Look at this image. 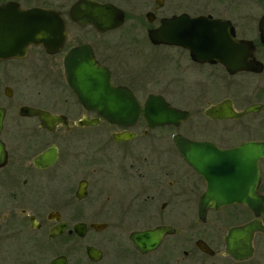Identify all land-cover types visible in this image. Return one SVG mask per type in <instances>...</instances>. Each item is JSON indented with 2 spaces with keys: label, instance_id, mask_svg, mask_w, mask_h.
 Listing matches in <instances>:
<instances>
[{
  "label": "flooded vegetation",
  "instance_id": "af4514ba",
  "mask_svg": "<svg viewBox=\"0 0 264 264\" xmlns=\"http://www.w3.org/2000/svg\"><path fill=\"white\" fill-rule=\"evenodd\" d=\"M12 1L25 8H56L65 17L64 1ZM201 1L196 8L187 0L140 3L149 7L145 12H152V22L143 13L146 33L165 17L203 16L195 57L188 46L152 43L147 34L84 41L110 72L112 87L131 91L142 109L136 117L108 119L78 99L65 80L62 58L68 47L84 42L67 46L65 40L64 48L53 54L33 44L22 57L0 60L5 62L0 79L6 77L0 87V264H49L55 256L66 264H102L119 249L146 256L166 245L172 252L161 263L175 264L190 253H209L200 249L198 239L212 248L209 254L221 243L220 252L226 254L227 227L253 218L260 219L262 227L252 233V250L258 237L264 245V209L254 214L236 200L207 206L201 215L198 199L208 180L220 178L221 165L205 164L206 178L179 155L173 138L177 134L203 141L212 151L264 143V0ZM133 19L130 30L142 23ZM143 41L157 49L142 54L152 62L153 57L163 58L158 47L167 50L168 81L144 68L141 49L131 54ZM33 47L38 50L30 51ZM182 70L183 80L173 77ZM22 105L39 107L56 118L21 114ZM173 108L186 114L175 120ZM161 116L171 119L156 122ZM256 166L257 192L264 197V155ZM165 225L155 248L142 252L133 245L132 232ZM87 245L94 249V258Z\"/></svg>",
  "mask_w": 264,
  "mask_h": 264
},
{
  "label": "water",
  "instance_id": "95a60500",
  "mask_svg": "<svg viewBox=\"0 0 264 264\" xmlns=\"http://www.w3.org/2000/svg\"><path fill=\"white\" fill-rule=\"evenodd\" d=\"M159 4L162 0H157ZM67 18L70 22H76L80 26L89 24L97 31L103 33L105 30L114 29L124 22V11L117 5L97 0H73L68 6ZM150 10L144 12V17L152 22ZM264 19V17H262ZM202 20L201 15L190 17L188 14H177L160 19V22L153 27L147 28V36L152 43H172L188 46L190 54L195 57L198 47L194 44L199 41V28ZM65 17L56 8L31 6V8L20 7L15 1L0 2V60L22 57L29 45L38 44L48 54H53L64 48L66 33ZM62 58L64 64L63 73L65 80L78 94V99L85 106L99 109L106 118H129L136 117L142 110L137 101L133 98L131 91L112 87L109 82L107 68L101 66L93 57L90 44H76L68 47ZM149 96H153L150 94ZM154 97V96H153ZM139 105V106H138ZM21 114H38L44 119H55L50 112L41 110L39 107L22 105ZM251 109V106L245 110ZM169 110H171L169 108ZM175 120L184 116V110L174 109ZM4 109L0 107V126ZM170 117L161 116L155 119L156 122L169 121ZM177 151L179 155L188 161L189 165L198 170L201 175L207 178V167L205 164H218V169L223 171L219 178L208 180L205 192L201 194L198 201L199 211L202 215L205 207L216 208L218 205L240 200L241 203L249 206L254 214L264 209V197L258 193L256 183L259 180L257 160L264 155V143L243 142L233 148L215 149L207 148L203 141L187 139L184 136L174 134ZM3 157V149L0 140V159ZM260 219H250L245 223L229 225L226 234L224 251L233 259L248 258L252 250V233L261 228ZM167 229V225L155 227L153 230L145 229L132 232L131 240L140 251L155 248L159 237ZM200 249L204 252L214 253L208 243L198 239ZM87 253L94 258L93 248L86 246ZM49 264H66L65 259L55 256Z\"/></svg>",
  "mask_w": 264,
  "mask_h": 264
},
{
  "label": "rangeland",
  "instance_id": "374dc122",
  "mask_svg": "<svg viewBox=\"0 0 264 264\" xmlns=\"http://www.w3.org/2000/svg\"><path fill=\"white\" fill-rule=\"evenodd\" d=\"M56 3H61V2H66L65 5L62 6V11L64 12L65 18H66V29H67V33H68V37L66 39V43L67 46L73 45L76 42H84V41H89L90 43H95V41L97 40H102L105 39L106 35H110V36H114L115 34H120V35H125L127 33L130 34H135L138 33L140 36H143L146 34V29L145 27L147 26L148 22L146 21V19H144L143 17V13L145 12V10H147L149 7H147L146 5L143 6V4H140L143 2V0H112V2L114 1L121 9L126 11V18H125V22L124 24L119 28L114 29V32H106L104 34H100V32L98 31H93L89 25H84V27H79L78 24L74 23V22H70L67 18V14H66V8L72 3V0H54ZM169 0H166V3ZM144 2H146V0H144ZM187 2L192 6V8H196V5H198L199 3H201V0H187ZM136 5V6H134ZM138 5V6H137ZM134 6V7H133ZM191 8V9H192ZM139 18L140 21L142 23H140V25L135 27V31L133 29H129L130 24H132L134 21L133 18ZM100 37H105V38H100ZM160 49V51H162V56L163 58L160 56H156L153 57V62L152 60H150V56L147 54V58H145L144 56H142V54L146 53V50L148 51L147 53H149L150 51H157V49L151 48L147 42L143 41L142 44L140 42V47L134 48L133 49V53L131 54H136L135 50L137 49H141L142 53H141V57L144 60L143 66L146 70H150L153 71L154 74L156 73L158 78H160V80L168 81V76L167 74L169 72H171V70H169L167 72V66L165 64H167V60H164V52H166L167 50L165 48L162 47H158ZM33 50H38V47H33V49H31L30 51ZM155 54V53H154ZM148 60V62H147ZM146 63V64H145ZM3 67H5V62L0 63V74H2L1 70L3 69ZM5 69V68H4ZM4 73V71H3ZM1 79H0V87L2 86V84H4L3 78L5 77L4 75H1ZM173 77H178L179 80H183L184 77V71L182 70L180 73L178 74H173ZM6 78V77H5ZM30 79V78H29ZM28 79V81H29ZM186 80V78H184ZM32 80V79H31ZM177 81V79H175ZM184 80V81H185ZM35 81H37V78L35 79ZM31 84V83H30ZM44 84V83H43ZM1 90V89H0ZM14 103L11 105V112H15L16 111V104L18 102L17 99H15L13 101ZM174 157V161H176V163L178 164L179 162L177 161L176 157L174 155H172ZM256 239V236L254 238V240ZM262 239H260L258 237V239L256 241H254V252L251 254V256L249 257L248 260H239V261H234L228 254H223V252H220L222 250V243L218 246V251H215V254H204L201 251H199L196 254H188L186 257H184V259L182 260L179 259L176 262H174L175 264H263L264 263V245L261 242ZM159 249V248H158ZM172 248L168 245L162 247V249H160L156 254H146V256H141L139 254H134L132 252H130V250L128 248L122 249V250H117L115 252V255L111 254V255H107L105 258V261L102 262V264H162L161 260L163 258H165L168 255V252L171 251ZM110 252V251H109ZM108 252V253H109ZM172 252V251H171ZM182 253L179 251L177 253V255H181ZM165 255V256H163ZM178 256V257H179ZM177 257V256H176ZM86 264V263H85Z\"/></svg>",
  "mask_w": 264,
  "mask_h": 264
}]
</instances>
